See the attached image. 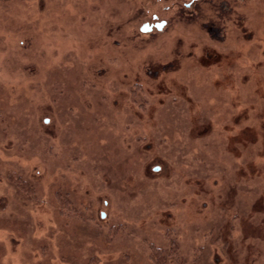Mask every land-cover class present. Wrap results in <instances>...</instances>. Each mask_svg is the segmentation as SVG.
Listing matches in <instances>:
<instances>
[{"label": "rangeland", "instance_id": "rangeland-1", "mask_svg": "<svg viewBox=\"0 0 264 264\" xmlns=\"http://www.w3.org/2000/svg\"><path fill=\"white\" fill-rule=\"evenodd\" d=\"M106 3L0 0V264H264V0Z\"/></svg>", "mask_w": 264, "mask_h": 264}, {"label": "trees", "instance_id": "trees-1", "mask_svg": "<svg viewBox=\"0 0 264 264\" xmlns=\"http://www.w3.org/2000/svg\"><path fill=\"white\" fill-rule=\"evenodd\" d=\"M127 0H115V4L112 5L111 3H106L104 7L107 8V12L114 15V13H118L120 15V18L117 20L122 21V23H125L128 19L132 17L133 14L136 13V8L139 10L141 9L145 13H163L166 12V9H172L176 7V4H178L179 1L175 0H138L137 2H126ZM167 1V2H165ZM167 5V6H164ZM175 5V6H172ZM104 7L100 5V10H102ZM136 7V8H135ZM109 9V10H108ZM130 10V11H129ZM233 10V9H232ZM125 12V13H124ZM103 13V12H102ZM125 16V17H124ZM233 11H232V21L231 24L233 25L234 22L237 23V20L233 17ZM109 17V16H108ZM107 17V19H108ZM105 17L102 18V20L105 22ZM231 20V19H230ZM116 21V20H114ZM107 23V22H106ZM248 24V20L241 23V28L245 27ZM239 31V30H238Z\"/></svg>", "mask_w": 264, "mask_h": 264}, {"label": "flooded vegetation", "instance_id": "flooded-vegetation-1", "mask_svg": "<svg viewBox=\"0 0 264 264\" xmlns=\"http://www.w3.org/2000/svg\"><path fill=\"white\" fill-rule=\"evenodd\" d=\"M175 1H180V0H175ZM196 0H193V2H195ZM179 3V2H178ZM177 5V4H176ZM190 4L187 5V7L189 6ZM177 7V6H176ZM176 7L172 8L173 9V12L172 14L174 15L175 11H176ZM179 8V7H178ZM171 9V11H172ZM167 13H145L144 11H141L140 12V24L137 26H135V29H138V32H140L141 34H152V33H162L164 31V29L166 28L167 24H168V19H167ZM142 21V22H141ZM163 22L164 25L162 26L161 30H157V28L155 27V25L157 23H161ZM144 24H147L148 26L151 27V30L149 32H146V33H143L141 32L140 28L142 25Z\"/></svg>", "mask_w": 264, "mask_h": 264}, {"label": "water", "instance_id": "water-1", "mask_svg": "<svg viewBox=\"0 0 264 264\" xmlns=\"http://www.w3.org/2000/svg\"><path fill=\"white\" fill-rule=\"evenodd\" d=\"M163 25H164V23L161 22V23H157L155 25V27L157 28V30H161ZM140 30H141V32L146 33V32H149L151 30V27L148 26L147 24H144L141 26ZM155 170H157V168Z\"/></svg>", "mask_w": 264, "mask_h": 264}]
</instances>
